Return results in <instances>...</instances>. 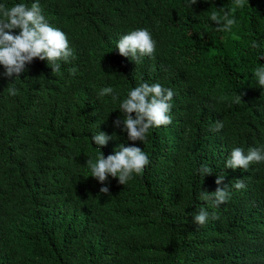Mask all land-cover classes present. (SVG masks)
<instances>
[{
  "label": "trees",
  "instance_id": "trees-1",
  "mask_svg": "<svg viewBox=\"0 0 264 264\" xmlns=\"http://www.w3.org/2000/svg\"><path fill=\"white\" fill-rule=\"evenodd\" d=\"M39 3L75 58L61 61L58 73L36 58L20 77L0 75V264H264V163L225 167L232 148L264 145V89L253 75L264 65V0L237 9L232 32H217L210 20L232 0ZM137 28L157 41L155 54L138 64L116 48ZM144 82L175 95L172 123L151 129L143 143L114 126L123 118L120 101L97 94L111 86L122 100ZM13 84L16 96L6 90ZM39 94L49 101L41 119L24 103ZM99 131L115 134L100 149L91 139ZM120 144L140 147L151 163L126 185L111 176L101 184L87 161ZM201 165L213 173L201 176ZM237 179L244 189L234 187ZM226 186L230 199L218 207L199 198ZM201 208L209 217L198 226Z\"/></svg>",
  "mask_w": 264,
  "mask_h": 264
},
{
  "label": "clouds",
  "instance_id": "clouds-1",
  "mask_svg": "<svg viewBox=\"0 0 264 264\" xmlns=\"http://www.w3.org/2000/svg\"><path fill=\"white\" fill-rule=\"evenodd\" d=\"M197 0H190V6L196 4ZM247 0H232L227 8L213 10L210 14V20L215 23L217 32H232L233 26L237 24L235 13L237 9H243ZM79 22V26H80ZM14 30H19L15 34ZM235 39L238 36L233 34ZM253 49H259L260 44L257 41L251 43ZM121 56L130 58L138 64L142 57L153 56L157 48V41L147 28H137L123 35L117 42V47ZM101 55L100 47H93ZM102 56V55H101ZM36 58L47 61L52 68L53 73H58L61 68L60 62H69L74 59V52L70 47L67 34L59 28L53 27L39 3V0L30 6L25 3H16L11 7L0 3V65H3L5 71L0 75L15 78L28 70V67H36ZM260 58H264L261 56ZM2 69V67L0 66ZM125 68V67H124ZM75 74V70H71ZM258 85L264 89V65L255 68L253 73ZM8 80V79H6ZM11 80V79H9ZM7 93L16 96L19 90L14 86L6 88ZM98 98L111 96L115 102L119 100V110L123 118H117L113 123L116 128L123 125V130L127 132L128 139L131 141H146L151 129L160 126H168L172 123V100L175 95L170 88L163 87L160 83L149 84L144 82L128 91L126 98L120 100L119 95L109 86L104 87L98 92ZM241 95L236 96V103L241 100ZM25 106L31 111V116L35 114L41 119L42 114H46L49 101L45 95H35L24 100ZM135 113V116H133ZM224 127L222 121H217L216 130ZM64 134H53L54 141L62 140ZM103 131L93 134L91 139L99 149L106 146L109 140L113 139ZM100 155L93 161L91 158L87 161V166L91 170V177L97 179L101 184L108 181V177L118 178L121 185H126L136 175H142L146 166L151 161L146 152L137 146H124L120 144L114 154L107 157L100 150ZM264 163V145L259 147H250L247 151L243 147H234L230 152L225 167L229 169H243L247 171L252 164ZM213 173L207 165H201L199 174L203 177ZM225 177L218 175L216 184L220 185ZM234 187L237 190L246 187L243 179H237ZM102 194L111 195L108 187L100 189ZM201 200L211 201L214 206L226 203L230 199L228 187H218L214 192L203 191L200 193ZM209 217V213L203 208L194 215V222L198 226L204 225ZM213 219L218 217L213 213Z\"/></svg>",
  "mask_w": 264,
  "mask_h": 264
}]
</instances>
